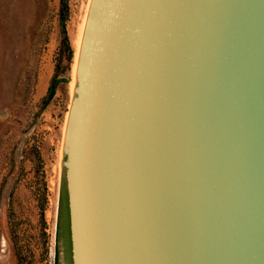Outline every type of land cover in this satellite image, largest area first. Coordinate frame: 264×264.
Wrapping results in <instances>:
<instances>
[{
  "label": "water",
  "instance_id": "water-1",
  "mask_svg": "<svg viewBox=\"0 0 264 264\" xmlns=\"http://www.w3.org/2000/svg\"><path fill=\"white\" fill-rule=\"evenodd\" d=\"M55 249L57 264H264V0L88 1Z\"/></svg>",
  "mask_w": 264,
  "mask_h": 264
},
{
  "label": "rangeland",
  "instance_id": "rangeland-1",
  "mask_svg": "<svg viewBox=\"0 0 264 264\" xmlns=\"http://www.w3.org/2000/svg\"><path fill=\"white\" fill-rule=\"evenodd\" d=\"M87 1L66 0L68 60L60 0H0V264H55L59 150Z\"/></svg>",
  "mask_w": 264,
  "mask_h": 264
},
{
  "label": "trees",
  "instance_id": "trees-1",
  "mask_svg": "<svg viewBox=\"0 0 264 264\" xmlns=\"http://www.w3.org/2000/svg\"><path fill=\"white\" fill-rule=\"evenodd\" d=\"M67 12H68V5H67L66 0H60V10H59L60 18L59 19H60V23H61V27H62V34H63L62 42H63L64 47L67 49L68 60H70L72 57V49L69 45L68 38H67L65 29H64V21L67 18ZM58 82H59V80L54 75L53 78L51 79V82L49 83V85L47 87V93L42 100V107H44L48 103V101L52 98L54 91H55V87H56ZM60 207H61V213L65 217L66 236H67L68 232H67V220H66V206H65V198H64L63 190H61ZM55 264H57V249H55Z\"/></svg>",
  "mask_w": 264,
  "mask_h": 264
},
{
  "label": "bare ground",
  "instance_id": "bare-ground-1",
  "mask_svg": "<svg viewBox=\"0 0 264 264\" xmlns=\"http://www.w3.org/2000/svg\"><path fill=\"white\" fill-rule=\"evenodd\" d=\"M89 1V0H88ZM88 1H87V3H85V9H84V11L86 12V8H87V5H88ZM84 16H85V13H84V15H83V18H82V20L84 19ZM81 31V30H80ZM79 36H80V32H79V35H78V40H77V42H76V46H78V41H79ZM76 51H77V48H76Z\"/></svg>",
  "mask_w": 264,
  "mask_h": 264
},
{
  "label": "flooded vegetation",
  "instance_id": "flooded-vegetation-1",
  "mask_svg": "<svg viewBox=\"0 0 264 264\" xmlns=\"http://www.w3.org/2000/svg\"><path fill=\"white\" fill-rule=\"evenodd\" d=\"M66 231V230H65Z\"/></svg>",
  "mask_w": 264,
  "mask_h": 264
}]
</instances>
